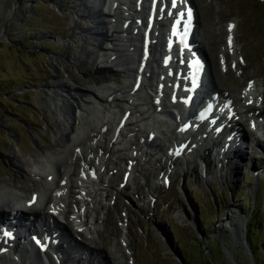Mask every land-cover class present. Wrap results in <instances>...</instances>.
Instances as JSON below:
<instances>
[{
  "label": "rangeland",
  "instance_id": "obj_1",
  "mask_svg": "<svg viewBox=\"0 0 264 264\" xmlns=\"http://www.w3.org/2000/svg\"><path fill=\"white\" fill-rule=\"evenodd\" d=\"M52 1L0 0V183L15 186L27 196L45 188L42 180L27 176L35 168L33 153L41 157L38 162L43 155L57 160L65 156V142H55V116L49 110L54 111V105L45 97L53 96L47 87L54 86L59 77L53 61L60 63L62 54H79V45L67 39L73 25L69 22L71 10L64 5H71L73 0H63L61 8L53 7ZM192 1L199 23L207 32L206 56L216 85L236 100L242 86L251 79L261 90L252 106L264 111V0ZM21 8L25 12L14 15ZM232 21L237 23L234 40L236 55L241 58L236 66L228 51L225 65L218 55L227 39L226 25ZM58 71L66 78L62 67ZM69 73L77 76L76 69ZM118 81L122 84L124 79L119 77ZM235 106L241 111L239 101ZM244 127L259 145L250 144L248 150H243V160L233 166L236 176L229 172L217 175L215 167L219 163L211 156L208 181L200 159L192 164L197 166L194 173H171L168 188L162 187L159 178L160 188L151 194L146 186L155 180L154 164L143 167L142 172L134 174V183L121 189L126 169L119 156L126 157L128 152L109 157L107 167L118 178L107 180V197L95 205L100 243L91 247L103 250L108 264H254L246 232L254 208H260L258 217L264 214V126L251 132L246 124ZM70 198L75 201L69 194L68 203H72ZM90 208L87 222L94 217ZM229 210L236 211L238 222L245 225L242 245L235 243L229 227ZM79 235L90 245L87 234Z\"/></svg>",
  "mask_w": 264,
  "mask_h": 264
},
{
  "label": "bare ground",
  "instance_id": "obj_2",
  "mask_svg": "<svg viewBox=\"0 0 264 264\" xmlns=\"http://www.w3.org/2000/svg\"><path fill=\"white\" fill-rule=\"evenodd\" d=\"M62 1L53 0L50 4L61 8ZM148 4L149 0H73L71 5H64L71 10L72 19L69 22L73 25L67 39L69 43L79 45V54L73 57L62 54L60 63L53 61V70L59 73V77L55 79L54 86L47 87L53 96L45 94V97L54 105V111L49 110L55 116V142H65V156L62 160H57L51 155H43V160L38 162L41 157L33 153L36 160L32 163L39 172L28 171L27 176L33 177L34 181L42 180L45 188L34 191L30 196L15 186L0 183V221L4 220L3 214L6 211L16 213L15 203L20 201L25 215L43 220V226L49 235L56 233L55 239H59L60 244H66L65 250L58 247V256L57 248L51 249V253L56 256L55 262L45 252V264H108L106 253L91 247L100 243L97 225L99 218L95 217V205L97 201H105L107 197L110 185L106 178H118L107 167V162L109 157L124 153L126 149L121 147L122 144L129 147L131 155L126 158L119 156V160L127 167L126 175L121 179V188L127 183H134V174L142 172L143 167L151 166L154 162L156 178L152 184L146 186L147 192L151 194H155L160 188V175L166 176L171 172H177V176L194 173L197 166H192L193 154L197 159H202V169L205 173L208 172L212 164L208 159L213 148H222L220 137H211L207 129L201 127L207 124L203 122L189 135L194 140V147H188L190 156L192 155L189 159L184 162L177 161L166 155L167 144L171 141L174 143L179 138L176 133L178 124L171 118L172 111L178 117L184 116V67L180 66V60L170 58L165 51L164 40L172 14L170 8L157 12L151 46L147 53L144 52L140 32L145 28ZM166 4L167 0H161V7ZM24 12V8L17 9L14 15L20 16ZM198 19L196 14V20ZM80 22H86L87 25L83 26ZM236 24V21H232L226 25L227 39L233 41L230 47L225 45L218 53L222 65H225V51L231 55L233 66L240 59L236 55L238 49L234 40ZM206 35L204 26L199 25L195 42L197 49L203 53L207 52ZM61 67L67 74L66 78L60 76L58 70ZM73 69H76L77 76L69 73ZM210 72L212 74L211 69ZM119 77L124 79L122 84L118 81ZM247 81L238 93L239 102L253 105L260 98L261 90L251 79ZM206 82L215 89L218 88L214 77ZM243 108L245 107L237 115L247 117L249 121H264V111H258L251 106L245 110ZM125 112L129 116L122 129L118 130V121ZM142 128L156 133L152 143L141 142ZM255 139L253 135L250 136L245 150H248L250 144L257 143ZM206 141H211L213 147L206 146ZM240 148L230 147L231 151L229 148L223 151L219 155L220 161L215 154V159L219 161L215 167L217 175L222 176L228 172L233 176L237 175L233 166L243 160L244 155ZM148 150L156 151L157 154L161 151L165 153L161 159H157L151 154L148 155ZM179 162V167L185 166L187 171L178 170ZM75 163H78L76 167ZM90 170L93 171V177L88 174ZM209 175L208 172L206 178ZM71 179L74 180L73 184ZM113 190L116 191L114 188ZM69 194L75 197V201L70 198L72 203L67 202ZM88 208L94 215L89 222L86 221ZM50 211H54L60 219L69 223H58L50 217ZM226 215L230 219L229 227L235 234V243L242 245L245 226L243 221L238 222L237 212L234 210H229ZM28 224L30 228V223ZM84 233L88 235L86 240L90 245L78 242L74 237L75 234ZM17 246L12 244L6 254L0 255V264H40V260L29 253V246L22 247V250L17 249L20 245ZM80 249H83V253H79Z\"/></svg>",
  "mask_w": 264,
  "mask_h": 264
},
{
  "label": "trees",
  "instance_id": "obj_3",
  "mask_svg": "<svg viewBox=\"0 0 264 264\" xmlns=\"http://www.w3.org/2000/svg\"><path fill=\"white\" fill-rule=\"evenodd\" d=\"M255 210L254 208L255 213L250 214L247 222L249 229L246 232V241L254 264H264V214L260 218L257 216L261 212L260 208ZM205 226L202 227L203 230L206 229ZM259 254L262 256L261 259H259Z\"/></svg>",
  "mask_w": 264,
  "mask_h": 264
},
{
  "label": "snow or ice",
  "instance_id": "obj_4",
  "mask_svg": "<svg viewBox=\"0 0 264 264\" xmlns=\"http://www.w3.org/2000/svg\"><path fill=\"white\" fill-rule=\"evenodd\" d=\"M172 7H176V0H172ZM189 17L191 16V12L188 13Z\"/></svg>",
  "mask_w": 264,
  "mask_h": 264
}]
</instances>
